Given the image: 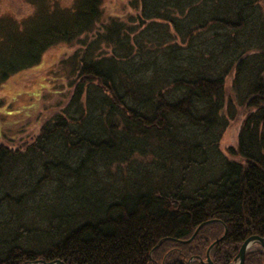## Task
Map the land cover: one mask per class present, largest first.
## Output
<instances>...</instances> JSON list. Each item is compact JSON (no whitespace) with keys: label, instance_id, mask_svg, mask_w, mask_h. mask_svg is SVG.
I'll list each match as a JSON object with an SVG mask.
<instances>
[{"label":"trees","instance_id":"16d2710c","mask_svg":"<svg viewBox=\"0 0 264 264\" xmlns=\"http://www.w3.org/2000/svg\"><path fill=\"white\" fill-rule=\"evenodd\" d=\"M30 1L0 17V87L74 51L52 70L58 108L0 143V264H235L264 238V0H130L107 18L105 0Z\"/></svg>","mask_w":264,"mask_h":264},{"label":"rangeland","instance_id":"374dc122","mask_svg":"<svg viewBox=\"0 0 264 264\" xmlns=\"http://www.w3.org/2000/svg\"><path fill=\"white\" fill-rule=\"evenodd\" d=\"M54 1H58L62 6H69L73 0ZM129 1L105 0V18L123 17L130 11ZM49 3L53 1L49 0ZM34 11L35 6L30 0H0V17L13 16L23 20ZM73 51L71 45H56L43 55L39 64L11 76L0 87V143L19 145L29 141L39 131L44 119L58 108L57 102H61L64 95L55 96L53 91L57 90V86L63 84V81L60 76H53L52 70L63 56L70 55ZM239 128L240 120L231 123L221 142L223 151L227 152V149L236 147ZM202 263L208 264L207 261Z\"/></svg>","mask_w":264,"mask_h":264},{"label":"water","instance_id":"95a60500","mask_svg":"<svg viewBox=\"0 0 264 264\" xmlns=\"http://www.w3.org/2000/svg\"><path fill=\"white\" fill-rule=\"evenodd\" d=\"M206 225V223L205 224H203L196 232H195V234H194V236H193V238L196 236V234L198 233V231L200 230V229H202L204 226ZM192 238V239H193ZM191 241V240H190ZM190 241H188V242H190ZM254 243H257V244H259L260 246H262L263 248H264V238H262V237H251V238H249L248 240H246L245 242H244V244L242 245V247H241V250H240V252H239V254H238V256H237V258H236V260H239V264H244V261H245V257H246V251H247V249L252 245V244H254ZM208 255H209V253H208ZM208 264H213V263H211V261L209 260V256H208ZM40 262H38V264H39ZM42 264H47V263H45V262H42ZM49 264H63V263H61V262H59V261H56L55 263H49ZM190 264V263H189Z\"/></svg>","mask_w":264,"mask_h":264},{"label":"flooded vegetation","instance_id":"af4514ba","mask_svg":"<svg viewBox=\"0 0 264 264\" xmlns=\"http://www.w3.org/2000/svg\"><path fill=\"white\" fill-rule=\"evenodd\" d=\"M255 247H260V246L255 245Z\"/></svg>","mask_w":264,"mask_h":264}]
</instances>
